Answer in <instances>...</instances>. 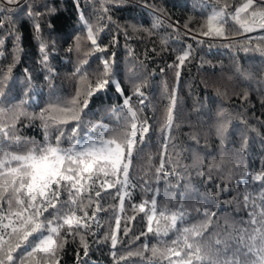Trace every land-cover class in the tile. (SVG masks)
Segmentation results:
<instances>
[{"label":"trees","instance_id":"16d2710c","mask_svg":"<svg viewBox=\"0 0 264 264\" xmlns=\"http://www.w3.org/2000/svg\"><path fill=\"white\" fill-rule=\"evenodd\" d=\"M244 3L18 0L14 5L0 4L4 9L0 11V108L9 114L23 112L14 129L19 144L4 140L5 146L23 152L32 142L43 144L46 121L50 142L55 144L62 131L65 148L77 138L83 140L92 123H103L107 135L122 140L131 130L128 106L139 121L147 120L149 128L133 152L127 192L118 193L120 184L105 186L106 190L96 185L101 194L90 193L93 203L87 211L91 216L97 203L100 210L90 220V229H79V235L63 233L59 264H169L166 249L178 233L173 230L163 236L170 221L159 216L160 224L154 220L153 230H148L153 197L158 210L171 212L183 205L187 225L204 223L205 209L216 213L205 233L213 243L216 234L223 239L233 227L246 225L250 212L259 214L264 183L252 177L264 174V28L245 31L237 23L236 9ZM261 7L264 0H254L253 8ZM218 12L224 13V35H204L208 18ZM89 29L95 45L88 39ZM185 53L181 65L179 57ZM105 61L111 66L110 82L90 98L81 113L79 136L74 138L72 129L78 122L53 125L49 121L53 106L73 107L78 91L82 104L87 87L102 76ZM162 161L164 169L158 173ZM61 199L68 200L67 192ZM145 201L149 204L142 212L139 206ZM81 235L88 245L87 256ZM153 247L158 249L156 255Z\"/></svg>","mask_w":264,"mask_h":264},{"label":"snow or ice","instance_id":"6c2138e0","mask_svg":"<svg viewBox=\"0 0 264 264\" xmlns=\"http://www.w3.org/2000/svg\"><path fill=\"white\" fill-rule=\"evenodd\" d=\"M17 2L18 0H0V4L7 5ZM253 4L254 0H246V3L236 9L234 19L245 31H251L253 27L264 28V7L257 10L253 8ZM249 10L250 18H241V13H249ZM223 16V12H218L209 17L207 31L203 34L224 35ZM88 39L93 45L96 44L91 29ZM41 51H44L43 45ZM187 55L185 53L179 57L181 65ZM110 69L111 66L105 61L102 76L94 85L87 87L82 104L78 91L77 97L72 101L73 107L53 106L54 113L49 116V121L53 125L77 121L76 127L72 129V137H78L81 113L88 107L90 98L109 84L107 77ZM77 72H80L79 68ZM117 90L120 91L119 84ZM137 92L139 93V88ZM2 95L0 92V96ZM124 103L128 106L129 99L126 98ZM128 113L131 130L124 132L122 140L107 135L109 129L103 123H92L83 140L77 138L65 148L61 142L64 135L62 131L57 135L55 144L50 142L47 133L49 122L46 121L45 142H32L30 148L21 152L13 150L11 144L5 146L3 141H15L19 144L21 138L15 135L14 129L19 115L23 112L20 110L9 114V110L0 108V264H59V255L65 243L63 233L79 235V229H90V220H94L96 212L100 210L97 203L91 216L87 211L93 203L90 193L95 190L96 197L101 194L100 190H96V185L99 184L101 190H106L105 186L120 184L118 193L127 192L131 182L129 170L133 152L137 143L142 142L149 131L147 120L139 121L137 112L130 106ZM172 119L170 107L166 112V126L169 128ZM95 132H98V135L93 136L92 133ZM163 169L162 161L157 172H163ZM121 175L123 180L119 179ZM164 175L168 173L165 172ZM101 176L105 179H101ZM109 176L117 179L109 180ZM252 179L264 183V174L253 176ZM65 192L68 194L67 201L61 199ZM85 193L89 195L85 196ZM244 199L247 204L249 197L245 196ZM260 200L259 214L250 212L246 225L239 229L233 227L223 239L216 234L213 243L205 233L216 213H209L208 209H205L204 216L207 220L204 223L187 225L185 221L188 215L183 205L171 212L167 209L158 210L156 198L153 197L150 201L148 230H153L151 225L154 220L157 225L160 224L159 219H156L159 216L170 221L163 230V236H168L173 230L178 233L176 239L171 241L173 246L166 249L165 259H168L169 264H264V191L260 192ZM148 204L149 201H145L139 206V210L144 212ZM45 213L48 215L45 216ZM116 224L118 230L119 218ZM37 233L39 235H36ZM156 234L161 235L159 227ZM80 240L84 255L87 256L88 245L83 235ZM111 242L115 248L116 230L111 234ZM157 251V248H152L153 255H156Z\"/></svg>","mask_w":264,"mask_h":264},{"label":"rangeland","instance_id":"374dc122","mask_svg":"<svg viewBox=\"0 0 264 264\" xmlns=\"http://www.w3.org/2000/svg\"><path fill=\"white\" fill-rule=\"evenodd\" d=\"M246 17V13H241V18Z\"/></svg>","mask_w":264,"mask_h":264}]
</instances>
